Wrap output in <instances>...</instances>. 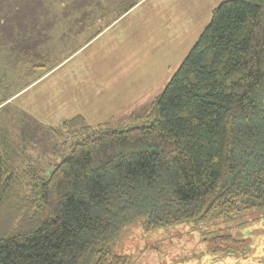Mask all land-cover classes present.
Listing matches in <instances>:
<instances>
[{
  "label": "trees",
  "instance_id": "16d2710c",
  "mask_svg": "<svg viewBox=\"0 0 264 264\" xmlns=\"http://www.w3.org/2000/svg\"><path fill=\"white\" fill-rule=\"evenodd\" d=\"M129 119L101 128L73 115L51 128L79 136L65 155L21 176L0 145V264H120L113 245L136 222L263 209L264 0L218 3L162 92ZM203 241L209 253L248 249L227 231Z\"/></svg>",
  "mask_w": 264,
  "mask_h": 264
},
{
  "label": "rangeland",
  "instance_id": "374dc122",
  "mask_svg": "<svg viewBox=\"0 0 264 264\" xmlns=\"http://www.w3.org/2000/svg\"><path fill=\"white\" fill-rule=\"evenodd\" d=\"M134 1L0 0V143L20 176L65 155L79 136L51 128L77 113L101 128L135 125L129 116L146 112L223 0ZM222 231L248 249L207 252L203 238ZM112 250L120 264H264V208L152 229L136 222Z\"/></svg>",
  "mask_w": 264,
  "mask_h": 264
},
{
  "label": "crops",
  "instance_id": "0c3cea01",
  "mask_svg": "<svg viewBox=\"0 0 264 264\" xmlns=\"http://www.w3.org/2000/svg\"><path fill=\"white\" fill-rule=\"evenodd\" d=\"M46 72H47V71H46ZM46 72H44V73H46ZM44 73H42L41 75H39L37 78L43 76ZM77 114H78V113H77ZM71 117H72V116H71ZM69 118H70V117H69ZM65 120H67V119H65ZM65 120H64V121H65ZM64 121H62V122H64ZM0 145H1V143H0Z\"/></svg>",
  "mask_w": 264,
  "mask_h": 264
}]
</instances>
